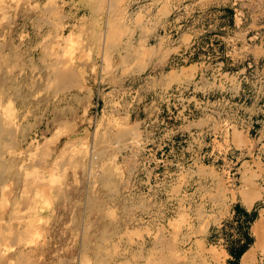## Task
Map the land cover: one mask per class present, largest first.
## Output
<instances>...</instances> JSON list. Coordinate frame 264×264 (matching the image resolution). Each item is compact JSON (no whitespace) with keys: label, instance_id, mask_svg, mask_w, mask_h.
Returning a JSON list of instances; mask_svg holds the SVG:
<instances>
[{"label":"rangeland","instance_id":"obj_1","mask_svg":"<svg viewBox=\"0 0 264 264\" xmlns=\"http://www.w3.org/2000/svg\"><path fill=\"white\" fill-rule=\"evenodd\" d=\"M0 47V106L14 119L0 131V226L31 237L10 264H230L235 193L246 207L258 198L253 264H264V131L232 127L229 180L211 166L221 147L209 131L186 137L206 118L142 124L163 105L158 90L200 97L205 74L213 98L227 96L212 75L244 74L264 130V0H0Z\"/></svg>","mask_w":264,"mask_h":264},{"label":"built area","instance_id":"obj_2","mask_svg":"<svg viewBox=\"0 0 264 264\" xmlns=\"http://www.w3.org/2000/svg\"><path fill=\"white\" fill-rule=\"evenodd\" d=\"M216 76H219L218 79H222L219 85L221 88L217 93L222 91L223 93L228 94L227 96L222 95L213 98V92L209 93L208 91H210V89L207 88L209 84L213 82L208 80L209 76H205V74H197V79L194 81V84L202 86V89L205 87L207 89L206 94H202L200 97H195V95L192 94L187 98L185 93H189L188 86L185 87L183 85H174L172 88L158 90L152 95V97L158 99L163 105H160L161 108L157 110V114L154 119L143 120L142 124L144 131L146 129H151L153 121H155V123L159 126L167 127L165 121L166 119L172 118L173 121L178 120L181 122L184 120H193L198 117L206 118L208 120L207 124H210L211 126H206L205 128H203V126L198 130H192L186 135V137H189L191 140H200L209 131L208 134H211V141L214 140V143L220 144L221 147H219L220 149H217L213 148L214 146H211L212 150H214V152L211 151L210 153H213L212 156L214 158L211 161V166L217 171H220L230 180L236 173V168L234 167L236 157L233 155L232 151H228L230 146L227 145V143H229V133L232 130V127L249 136L252 134L253 136H260V132L264 130L263 126L260 124L261 119H259L257 115L247 113L248 107L245 105V100L246 94L249 90L244 85L247 84L248 78L244 74H215L212 75L211 80H213ZM229 94H231L230 97L238 96L237 100L235 102L231 101ZM240 95H243V97L240 98ZM178 99L185 101V103L177 110L172 102L173 100ZM169 101H171V105L168 104ZM189 101L191 102L190 107L188 106ZM231 105L234 106V113L228 112ZM98 106L99 102L98 97L96 96L95 101L90 108L93 116H96ZM227 107L228 109L226 111ZM175 128L176 127H174V129ZM170 129H172V127H170ZM139 139L140 143H142L141 138ZM142 139L145 141L143 145L149 144L145 137ZM184 140L185 139L181 138H179L176 142L174 140H170V145L171 147L174 143L178 145L180 142H184ZM224 140H226L225 148L222 144V141ZM161 147L162 146H160V148ZM203 157L204 154H201L199 159H203ZM219 160V164H212V162L214 163ZM233 160L235 161L233 162ZM200 164H202V160ZM261 201H263V199Z\"/></svg>","mask_w":264,"mask_h":264},{"label":"bare ground","instance_id":"obj_3","mask_svg":"<svg viewBox=\"0 0 264 264\" xmlns=\"http://www.w3.org/2000/svg\"><path fill=\"white\" fill-rule=\"evenodd\" d=\"M3 9V8H2ZM1 48V47H0ZM59 83V82H58ZM8 105V104H7ZM3 107V106H2ZM2 107L0 106V131H5V130H8L9 132H11V129L12 128H14L13 126H14V119L12 118L11 119V116H9L8 114H6V112L2 109ZM6 108V107H5ZM10 112V111H9ZM12 133H13V130H12ZM12 143V142H11ZM5 148V147H4ZM8 151V150H7ZM1 154V153H0ZM0 158H1V156H0ZM2 159V158H1ZM1 164H0V169H1ZM29 175V174H28ZM31 176V175H30ZM49 181V180H48ZM50 184V183H49ZM53 185V184H52ZM50 186V185H49ZM24 191V190H23ZM26 191V190H25ZM36 191V190H35ZM33 192V191H32ZM28 196V195H27ZM47 198V200H48V197H46ZM33 199V198H32ZM32 199H30V201L32 202ZM3 200V199H2ZM2 200H0V201H2ZM34 200V199H33ZM34 203V202H33ZM0 206L2 207V205L0 204ZM30 208V207H29ZM31 209V208H30ZM38 209V208H37ZM21 211H22V209H21ZM31 211V210H30ZM21 213V212H20ZM27 219V218H26ZM25 219V220H26ZM31 219V218H30ZM0 221H1V219H0ZM27 224H29V223H26V228H27ZM31 224H33L32 222H31ZM25 225V224H24ZM32 227V225L31 226H29L28 228H30V229H32L31 228ZM25 228V229H26ZM5 229H7V228H5V227H1L0 226V264H10L11 262L13 263V262H15V263H20V259H21V257L20 256H18V255H16V254H20V253H17L18 251H20V250H18L19 249V247L20 246H23V247H29L30 245H31V242H30V238L31 237H29V235L27 236L28 238H24V236L23 235H25V234H23L22 235V233H23V231L20 233V228H13V229H11V228H8V232H9V234L13 237L12 238V241L13 240H15L16 242H14V244L12 245V247H11V250H9L8 249V247L6 246V244H8L7 243V241L9 240V238L6 240V243H4V234H5V232L3 231V230H5ZM6 231V230H5ZM26 231V230H25ZM4 234H3V233ZM7 232V231H6ZM7 232V233H8ZM32 235V234H31ZM6 236V235H5ZM7 237H9L8 236V234H7ZM42 242V241H41ZM13 243V242H12ZM31 248V247H30ZM16 256H18V258L20 257V259H19V261H18V259H17V257ZM24 258V257H23ZM22 258V259H23ZM25 260H26V258H25ZM28 260H26V262H27Z\"/></svg>","mask_w":264,"mask_h":264},{"label":"trees","instance_id":"obj_4","mask_svg":"<svg viewBox=\"0 0 264 264\" xmlns=\"http://www.w3.org/2000/svg\"><path fill=\"white\" fill-rule=\"evenodd\" d=\"M256 216V212H249L237 205L233 206L232 221H234L235 239L228 240L229 245L225 247V251L231 257L228 260L230 264H235L239 256L248 248L252 242V237L248 235L247 228ZM225 223H231L226 221ZM224 226V224H222ZM227 240V237L226 239Z\"/></svg>","mask_w":264,"mask_h":264},{"label":"crops","instance_id":"obj_5","mask_svg":"<svg viewBox=\"0 0 264 264\" xmlns=\"http://www.w3.org/2000/svg\"><path fill=\"white\" fill-rule=\"evenodd\" d=\"M182 34H187V35L189 36V41H190V39H191V37H192V34H190L188 31H182V32L179 34V38H178V40L181 39ZM177 45L180 46V47L177 48ZM174 47L177 48V49H179L180 52H184V49H182V48H185V45H183L181 42L178 43V44H176ZM176 54H177V53H176ZM178 55H179V54H178ZM257 199H258V198H257ZM257 199L253 200L249 207H246V206L241 202L239 195H238L237 193H235V200L232 202L231 207L229 208V213L232 215V213H233V206H234V205H237L239 208H242V209H244V210L247 211V212H249V211H251V210H254V211L256 212V216H258V213H259L258 210H259V209H257V206H255V202L257 201ZM256 216H255V218L253 219V221L257 218ZM253 221H252V222H253ZM252 222L249 224V226H248V228H247V233H248L249 236L252 237V242H251V244L248 246V248H247V249H246V250H245V251L239 256V258L236 260V263H235V264H253V263L256 261L257 254L259 253L260 248L254 246V244H255V242H256V235L254 234V232H253L252 229H251ZM260 238H261V237H260ZM261 247H262V246H261ZM252 248H254V249H253V251H252L253 253L251 254V256H249L250 259H248L246 262L242 263V262H241V259H242L243 254H244L247 250L252 249ZM224 252L226 253V256H227L229 259H231V257H230V256L227 254V252L225 251V249H224ZM232 264H233V263H232Z\"/></svg>","mask_w":264,"mask_h":264}]
</instances>
